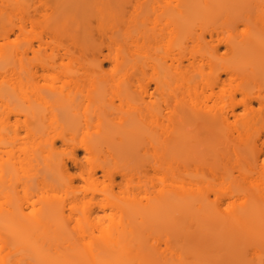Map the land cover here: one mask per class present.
<instances>
[{"label": "bare ground", "instance_id": "1", "mask_svg": "<svg viewBox=\"0 0 264 264\" xmlns=\"http://www.w3.org/2000/svg\"><path fill=\"white\" fill-rule=\"evenodd\" d=\"M206 5L204 2L200 6L199 0H175L173 3L168 0L52 2L49 6L51 11L60 13L59 26L55 29L68 33L67 45L57 52V58L71 59L75 44L81 46L85 38L93 34L102 37L101 45L88 65L80 64L63 72L54 59L29 66L19 58L18 62L10 66L8 74L16 98L8 103L7 110L2 113L0 139H11L7 142L15 139L16 127L7 125V122L11 114L16 121L22 116L24 135L32 139L30 144L21 148L24 156L18 169L23 193L26 195L31 193L34 184L39 192L58 188L67 191L73 177L92 181L96 170H100L109 182H113L117 174L124 178L131 184L132 197L120 203L112 196L111 188L105 189L104 196L95 203L102 208L118 210L120 214L108 223L101 224L97 219H89L93 210L88 205L80 211L82 218L73 226L62 221L65 204L55 195L45 197L39 208L33 207L35 200L31 196L24 201L10 203L0 211V264H206L208 259L202 256L204 253L198 248L200 245H190L193 242L187 241L181 232L177 236L174 225H168L170 213L190 207L192 215L194 208L195 226L198 229L204 226L203 219L209 218L212 208L206 204V195L201 186L183 175L172 174L170 178L164 179L159 188L152 189V185L145 180L133 183L134 174L144 172L139 165L97 160L110 142L114 143L115 152L124 154L126 158L130 153L134 154L140 143L150 142L148 131L151 133V129L143 126L139 117L140 109L129 107L121 115L114 116L105 109L108 102L99 93L90 92L84 98H78V91L69 89L64 92V89L80 86L86 81L92 84L116 81V94L121 101H128V88L119 85L128 82L135 73L138 74L140 94H147L151 83L155 89H164L168 86L171 72L185 75L183 73L199 69L204 63V55L198 53L202 42L210 43L212 50L206 56L212 72L206 99L213 97L224 100L230 112L238 106L243 108L244 115L237 123L239 133L245 131L251 123H263V138L257 133L243 145L242 152L246 158L240 166L243 177L255 175L262 187L256 185L249 191L246 205L238 211L230 212L228 221L231 223L234 219L259 210L258 200L264 190V30L245 32L237 37L234 33L237 23L247 25L251 21L249 13L237 16L224 14L227 6L222 5L221 12L217 14ZM44 6L26 2L22 7L26 10L25 16H28ZM19 13L21 15L16 17L18 22L12 23L3 32L2 38L25 32L24 14L22 10ZM207 25L209 39L204 38L202 30ZM186 36L197 48H181L177 54L169 56L168 62V42ZM219 44L225 47L220 55L217 54ZM43 49L40 44L34 48L28 41L20 54L24 56L28 51L37 53ZM104 61L109 63L106 68L102 67ZM237 77L241 80L229 90L220 88L226 81L230 84V80ZM214 87L220 91L214 90ZM30 88H45L46 91L29 99L27 89ZM190 110L194 115L203 113L201 109ZM160 113L161 110L157 109L153 115L157 119ZM227 113H218L213 117L214 121L219 126H227ZM173 114L176 119L162 129L164 137L158 144L160 157L165 164L159 166L167 172L171 163L183 160L182 156L188 150L187 137L182 128L185 118L182 112ZM90 117L93 129L88 131ZM165 117L168 119V111ZM43 118H49V121L44 123ZM40 135L44 136L43 155L38 148L40 142L36 141ZM153 138L157 137L151 136V140ZM56 141L70 145L68 158L73 165L78 166L77 173L69 172L67 162L53 155ZM76 150L83 151V155L79 157ZM12 171L7 159L0 162V185L5 177L10 178ZM174 180L178 184H174ZM188 184L197 186L189 187ZM139 193L146 194L144 200L137 199ZM2 194L6 192L0 186ZM227 194L230 199L237 193L230 190ZM54 218L59 219L55 224L51 221ZM156 223L160 226L155 232L163 236L149 237L154 232L153 228H157ZM159 240L164 244L161 249L157 246ZM133 246L140 252L135 256L137 261H133L136 263L131 261L133 257L129 251ZM231 253L229 256L232 260L238 259L240 255L243 262L244 259L248 261L243 264H250L251 258H243L239 252L236 255L237 251ZM219 255L211 257L212 261L217 262ZM219 257L220 261L222 257ZM259 260L252 262L262 264Z\"/></svg>", "mask_w": 264, "mask_h": 264}, {"label": "rangeland", "instance_id": "2", "mask_svg": "<svg viewBox=\"0 0 264 264\" xmlns=\"http://www.w3.org/2000/svg\"><path fill=\"white\" fill-rule=\"evenodd\" d=\"M53 1L0 0V122L3 120L2 113L7 110L8 103L16 98L8 68L18 62L19 58L22 59L25 65L29 66L40 61L54 59L60 64V71L63 72L80 64L88 65L101 45L102 37L93 34L90 37H86L81 46L75 44L71 59L67 57L57 58V52L67 45L68 38L66 34L68 33H61L55 29L56 26H59L58 16L60 13L52 12L49 8ZM174 1L168 0L170 3ZM26 2H33L40 7L42 4L45 6L38 12L25 16L26 10L22 6ZM204 2L207 4L208 9H214L217 14L221 12L222 5L227 6L224 14L237 16L242 13H249L251 21L247 25L242 22L237 23L234 30L237 37L245 32L264 30V0H199V5L201 6ZM19 10H22V14H24L25 32L22 34H11L7 39L2 38L3 32L12 23L18 22L16 17L21 15ZM208 29L209 25L204 26L202 29L205 39H209ZM28 41L32 43L34 48L40 44L44 49L37 53L28 51L24 56H21L20 50ZM44 41L47 43L45 44ZM181 48L189 50L197 47L193 45L192 40L189 37L187 38V36L175 42H168V62L169 56L177 54ZM199 50L198 53L204 55L202 56L204 63L201 64L199 69L192 70L190 73H183L185 75L180 74L181 72L176 74L171 72L168 78V86H165L164 89H155L154 84L151 83L148 93L140 94V87L137 86L138 74L135 73L128 82L119 85L128 88L126 91L128 101L119 99L116 94L118 83L116 81L96 84L86 81L80 86L66 88L64 92L69 89L78 91V98H84L90 92L99 93L108 102L105 109L109 110L114 116L121 115L129 107H138L140 109L139 117L143 121V126H149V129H151V133L148 131L150 142L140 143L134 154L130 153L128 158L124 154L116 153L114 143L110 142L100 152L97 160H108L117 164L127 163L133 166L139 165V168L143 169L145 173L136 172L132 178L133 183L145 180L149 185H152V189L159 188L165 181L164 179L170 178L172 174H175V176L183 175L186 179L192 180L194 184L202 187L206 195V204L212 208V212L207 220L203 219L204 226L198 229L194 224V208L192 210L193 215L190 207L184 211H173L168 216V225H174L173 229H176V235H180L181 232V236H183V233L188 239L187 241L193 242V244L188 242L190 245L199 244L198 248L202 249L201 252L204 253L202 256L205 255V258L208 259L207 262L209 261L210 264H218L219 256L222 257V260H225L222 261L220 259L219 264H243L248 262L246 259L243 262L242 256L238 255L239 253L243 255V258L244 256L248 259L251 258L250 264H254L252 260L255 262L257 259H260L262 262L259 261L264 264V190L261 191L259 196V210L248 216L234 219L231 223L228 221L230 212L238 211L246 205L249 197L248 192L256 185H259V188L262 187L261 181L255 179V175H244L243 177L240 173V166L246 158V154L242 152L243 145L248 140L253 139L257 133H260L261 139L263 138V123L261 121L251 123L246 126L245 131L239 133L237 131L239 127L237 123L239 118L244 115L243 108L238 106L233 112H230L225 106L224 100L213 97L206 99L207 85L212 74L206 59V56L212 51L210 43H200ZM224 50L223 44L217 46L218 55L223 54ZM197 56L200 57V55ZM108 66V62H102L103 68ZM148 72H150L149 69ZM222 77L227 78L226 75H222ZM240 80L241 78L239 77L234 78L230 80V84L226 81L220 88L229 90L231 86ZM214 90L220 91L217 87H214ZM45 91V88H30L27 89V95L29 99H33L38 95L44 94ZM254 106H257V104L254 103ZM190 108L201 109L203 113L194 115L191 113ZM157 109H160L161 113L156 119L153 114ZM203 110H206V112ZM167 111L168 119L165 117ZM173 112H182L185 118L182 128L187 137L188 150L182 156L184 159L171 163L167 172L159 166H165V164L160 157L158 144L164 137L162 129H165L166 126L168 127L174 118L176 119ZM220 112H228L229 124L225 127L219 126L214 121L213 117ZM19 118L20 120L16 121L15 116L11 114L9 122H7V125L16 127L15 139L12 142H7L9 138L6 140L0 139V162L7 159L13 169L10 178L7 176L1 181L0 186L4 188L6 194L0 195V211H3L10 203L24 201L25 198L30 196L35 200L33 207L39 208L42 205L41 201L45 197L55 195L64 201L65 211L62 221L67 222L70 226L81 220L80 211L88 205L93 210L89 219H97L101 224L108 223L110 219L116 218L120 214L118 210L108 207L102 208L95 202L104 196L105 189L111 188L112 196L120 203H123L132 197L131 184L127 183L119 174L115 176L113 182H109L108 179L101 175L100 170H96L92 181H84L79 177H73L71 187L67 191L58 188L39 192L37 186L35 187L36 184H34L31 193L28 195L24 194L23 182L20 178V172H18L24 156L21 148L30 144L32 139L24 135V131L21 128L23 117L19 116ZM43 120L44 123H47L49 118H43ZM89 122L88 131H91L93 129L91 117ZM151 136L157 138L151 140ZM43 138L44 136L41 135L36 138V141L40 142L38 148L42 155L45 154V147L42 144ZM69 150V144L56 141L53 155L63 158L67 162L69 172L77 173L79 170L78 166L73 165L68 158ZM76 153L79 157L83 155L81 150H76ZM174 184H178V182L174 180ZM194 184L188 185L189 187L197 186ZM230 190L235 191L237 194L233 198L228 199L227 193ZM145 195V193H139L137 199L142 198L144 200ZM70 206L72 207L70 208ZM55 219L56 221H54ZM58 220L57 218L51 219L53 224ZM50 223L52 224V222ZM155 225L157 228H153L154 232L160 226L157 223ZM154 232L148 236H163L162 233ZM94 233H97V231L94 230ZM157 246L161 249L164 244L159 240ZM129 251L133 257L131 261H137L138 258L135 256L140 253L138 249L133 246L130 247ZM231 252H235L239 256L238 259L232 260L229 256V254H232ZM217 255H219L218 261L213 262L211 257Z\"/></svg>", "mask_w": 264, "mask_h": 264}]
</instances>
